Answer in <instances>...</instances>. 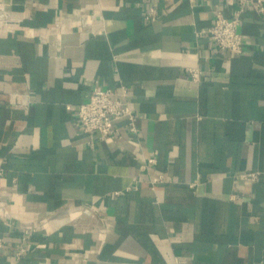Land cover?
I'll return each instance as SVG.
<instances>
[{
  "label": "crops",
  "instance_id": "1",
  "mask_svg": "<svg viewBox=\"0 0 264 264\" xmlns=\"http://www.w3.org/2000/svg\"><path fill=\"white\" fill-rule=\"evenodd\" d=\"M0 7V264H264V13L245 10L232 54L208 33L227 0ZM95 87L135 130L82 131Z\"/></svg>",
  "mask_w": 264,
  "mask_h": 264
},
{
  "label": "built area",
  "instance_id": "2",
  "mask_svg": "<svg viewBox=\"0 0 264 264\" xmlns=\"http://www.w3.org/2000/svg\"><path fill=\"white\" fill-rule=\"evenodd\" d=\"M195 2L196 0H189ZM229 4H236L238 9L228 18L221 12H217L213 25L209 28L208 33L211 35L217 49L219 51H227L232 54H242L245 50L244 38L239 27L242 21V14L247 8L254 7L259 13H264V0H227ZM154 16V12L150 11L146 14L149 20ZM12 19L9 10L0 7V29H3ZM195 79H199L198 70H191ZM72 109L71 105L67 106ZM76 118L83 132L99 134L100 139L118 138V129L116 122L126 118L129 120L130 129L135 130V116L132 109L125 105L124 102L114 96L110 88L95 87L89 96L88 101L83 102L75 107ZM151 162L154 160L151 159ZM6 173L5 162L0 158V218L10 224L12 218L9 204L4 199L3 193V177ZM258 172L252 171L243 174L245 179L255 180ZM195 183L192 184V187ZM5 238L0 237V248L5 246ZM25 249L23 248L17 253L20 256Z\"/></svg>",
  "mask_w": 264,
  "mask_h": 264
}]
</instances>
